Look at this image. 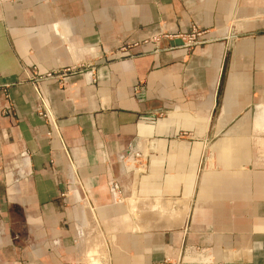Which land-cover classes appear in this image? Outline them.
Returning <instances> with one entry per match:
<instances>
[{
    "label": "crops",
    "instance_id": "0c3cea01",
    "mask_svg": "<svg viewBox=\"0 0 264 264\" xmlns=\"http://www.w3.org/2000/svg\"><path fill=\"white\" fill-rule=\"evenodd\" d=\"M78 239L92 264H264V0H0V264Z\"/></svg>",
    "mask_w": 264,
    "mask_h": 264
},
{
    "label": "built area",
    "instance_id": "2783aa9c",
    "mask_svg": "<svg viewBox=\"0 0 264 264\" xmlns=\"http://www.w3.org/2000/svg\"><path fill=\"white\" fill-rule=\"evenodd\" d=\"M193 39H194V35H189L186 37L184 45L187 49H188L189 45L191 44V42L193 41ZM47 77H50V75H47ZM40 110H42L44 112L43 117H47V118H49L48 120H50L49 112L44 105H42ZM39 115L42 116L41 113H39ZM52 132L56 137L59 138V132H58V129L55 125L52 126ZM64 152H65V155H66L67 160L69 162L70 172H71L72 177H73V183H74L75 191H76V193L79 194L81 202L88 208L90 214L92 215L93 219L95 220L96 219L95 208L92 206V204L90 203V201L88 199V196L85 192V189L83 188L81 181L78 178L77 171L75 169L74 164L71 162L67 152L65 150H64ZM126 160L128 163L131 164V168L134 172L141 174V173H145L147 171V155L146 154L142 155L140 152L139 153H132V154L128 155V157H126ZM108 186H109V191L111 193L113 200L121 201V197H120L121 195H120L117 184L114 181H111L108 184ZM65 196H66V193L61 194V197H65ZM85 245H86V243H84V241L82 239H78L75 241L76 259H75V262H73L72 264H85L91 258H93L95 256L94 254H91L88 252L87 253L83 252V248ZM105 253H106V251H105ZM175 264H181V262L177 261Z\"/></svg>",
    "mask_w": 264,
    "mask_h": 264
},
{
    "label": "rangeland",
    "instance_id": "374dc122",
    "mask_svg": "<svg viewBox=\"0 0 264 264\" xmlns=\"http://www.w3.org/2000/svg\"><path fill=\"white\" fill-rule=\"evenodd\" d=\"M237 28V26L235 25H231L230 27H225L224 30H226V32L228 33V35L232 38V39H235V38H240L241 35H238V34H235V32L233 30H235ZM202 33H198L197 31H193L190 35H194V39L193 41L191 42V44L189 45L188 47V50L192 49L193 47L199 45L202 43V41L200 40V35H202ZM246 35V33L244 34ZM39 113L42 114V117L44 116V112L42 110L39 111ZM214 141V139H207V142L205 141V143H202V145L205 144V146H210L212 144V142ZM204 142V141H203ZM202 159H201V162H206V154H202ZM76 255V254H75ZM98 257H95L94 258V263L93 264H106V262L108 261V258L106 256V253L103 249H101V251L99 252V254L97 255ZM76 259V257H75ZM75 259L72 261L75 262ZM93 259V258H92ZM91 260H89L88 262H86L85 264H92L90 263ZM71 263V264H72Z\"/></svg>",
    "mask_w": 264,
    "mask_h": 264
},
{
    "label": "bare ground",
    "instance_id": "6f19581e",
    "mask_svg": "<svg viewBox=\"0 0 264 264\" xmlns=\"http://www.w3.org/2000/svg\"><path fill=\"white\" fill-rule=\"evenodd\" d=\"M53 120V119H52Z\"/></svg>",
    "mask_w": 264,
    "mask_h": 264
}]
</instances>
